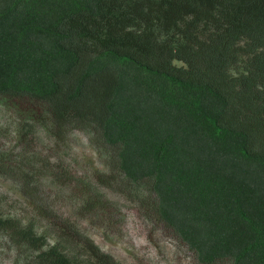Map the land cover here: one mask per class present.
<instances>
[{
    "label": "trees",
    "instance_id": "trees-1",
    "mask_svg": "<svg viewBox=\"0 0 264 264\" xmlns=\"http://www.w3.org/2000/svg\"><path fill=\"white\" fill-rule=\"evenodd\" d=\"M0 98L25 149L89 136L106 169L77 178L83 209L114 190L197 264H264V0H0ZM25 149L0 150V175L54 238L0 216L13 264H121L47 210L49 161Z\"/></svg>",
    "mask_w": 264,
    "mask_h": 264
},
{
    "label": "rangeland",
    "instance_id": "rangeland-1",
    "mask_svg": "<svg viewBox=\"0 0 264 264\" xmlns=\"http://www.w3.org/2000/svg\"><path fill=\"white\" fill-rule=\"evenodd\" d=\"M12 100L0 98V150L25 149L17 136L21 115ZM33 144L23 151L48 160V172L41 178L38 194L51 213L69 219L105 253L121 264H197L193 255L169 231L156 222L139 203L109 189L111 200L104 209L82 208L84 193L77 178L89 179L97 170H105L102 157L82 131H74L64 144H58L44 132L32 137ZM19 145V146H18ZM60 175V176H59ZM0 216L35 220L40 232L54 234L48 222L39 218L34 207L20 191L17 182L0 175ZM17 252L7 235L0 231V264H13Z\"/></svg>",
    "mask_w": 264,
    "mask_h": 264
}]
</instances>
